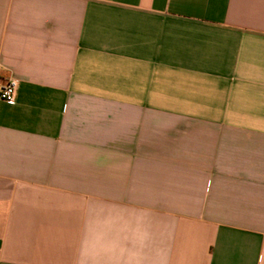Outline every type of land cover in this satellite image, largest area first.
<instances>
[{
  "label": "crops",
  "instance_id": "crops-1",
  "mask_svg": "<svg viewBox=\"0 0 264 264\" xmlns=\"http://www.w3.org/2000/svg\"><path fill=\"white\" fill-rule=\"evenodd\" d=\"M0 264H264V0H0Z\"/></svg>",
  "mask_w": 264,
  "mask_h": 264
},
{
  "label": "built area",
  "instance_id": "built-area-1",
  "mask_svg": "<svg viewBox=\"0 0 264 264\" xmlns=\"http://www.w3.org/2000/svg\"><path fill=\"white\" fill-rule=\"evenodd\" d=\"M17 91L18 81L15 79H9L0 91V98L7 104L13 105L16 102Z\"/></svg>",
  "mask_w": 264,
  "mask_h": 264
}]
</instances>
